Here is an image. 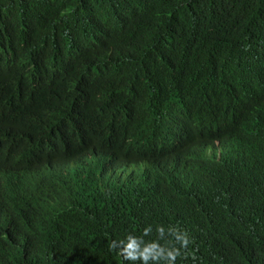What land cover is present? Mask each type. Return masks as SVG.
<instances>
[{
	"label": "trees",
	"instance_id": "obj_1",
	"mask_svg": "<svg viewBox=\"0 0 264 264\" xmlns=\"http://www.w3.org/2000/svg\"><path fill=\"white\" fill-rule=\"evenodd\" d=\"M97 40L113 42L111 62ZM215 138L253 146L252 166L264 158V0H0V165ZM201 180L175 219L192 238L177 264H264V239L232 234L226 189ZM170 220L114 239L148 225L155 239ZM78 239L74 264H133L92 232Z\"/></svg>",
	"mask_w": 264,
	"mask_h": 264
},
{
	"label": "clouds",
	"instance_id": "obj_2",
	"mask_svg": "<svg viewBox=\"0 0 264 264\" xmlns=\"http://www.w3.org/2000/svg\"><path fill=\"white\" fill-rule=\"evenodd\" d=\"M94 44L111 62L113 42ZM218 106L216 118L229 119L233 104ZM253 150L215 138L171 145L159 156L149 147L133 155L88 147L65 158L0 165V256L4 264H74L77 253L85 255L78 234L92 232L121 260L177 264L192 238L175 219L201 192L202 175L226 189L231 233L246 235V244L264 239V158L252 166ZM144 217L154 224L170 217V227L157 225L155 239L151 225L114 239Z\"/></svg>",
	"mask_w": 264,
	"mask_h": 264
}]
</instances>
